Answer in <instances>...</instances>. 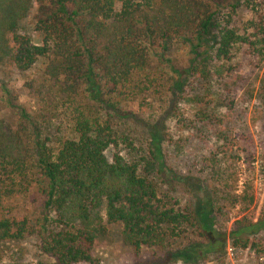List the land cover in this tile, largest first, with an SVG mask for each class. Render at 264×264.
<instances>
[{
    "label": "trees",
    "instance_id": "1",
    "mask_svg": "<svg viewBox=\"0 0 264 264\" xmlns=\"http://www.w3.org/2000/svg\"><path fill=\"white\" fill-rule=\"evenodd\" d=\"M5 7L2 52L22 84H0L8 115L0 120V262L4 245L13 253L31 235L52 264H93L103 219L136 252L156 249L153 264H197L228 241L264 254V214L243 216L226 235L215 228L210 198L186 208L160 188L180 178L165 162L169 127H185L191 142L209 137L214 124V150L199 170L233 207L252 201L238 186L240 159L220 115L183 112L181 95L193 79L220 85L239 53L264 58V0H9ZM30 12L38 43L19 30ZM174 142L179 156L183 146ZM30 193L39 198L33 220L8 205Z\"/></svg>",
    "mask_w": 264,
    "mask_h": 264
},
{
    "label": "rangeland",
    "instance_id": "2",
    "mask_svg": "<svg viewBox=\"0 0 264 264\" xmlns=\"http://www.w3.org/2000/svg\"><path fill=\"white\" fill-rule=\"evenodd\" d=\"M8 1L0 0V22L6 15L5 3ZM31 16L30 12L20 24L19 30L20 33L29 34L33 42L38 43L39 39L31 29ZM2 42L3 35L0 31V84L5 83L17 88L22 82L18 79L17 72L12 68L7 56L3 54L4 42ZM231 66L234 69L230 75L221 80L220 85L214 80L213 84L202 79L190 80L181 95V109L189 115L197 112V109L216 110L220 115L223 121L221 128L232 134L236 144V156L240 159L238 186L240 190H244L243 194L248 200L252 201L247 200L249 204L233 207L231 201H226L224 194L208 181L206 172L201 173L199 170L206 165L205 158L208 157V153L214 150L212 139L214 134L210 131V128L216 127L214 124L207 127L208 132L205 135L209 137L191 142H188L185 127H169L168 132L173 135V139L166 140L165 162L166 166L180 178H165L160 186L162 192H167L186 208L210 198L217 216L215 228L226 235L230 232L232 224L243 216L257 220L264 214V58L252 59L239 53L233 58ZM7 117L6 111L0 106V120H5ZM173 140H178L183 146L184 151L179 156L175 153ZM188 173L198 179L186 181L184 177ZM8 205L12 206L9 208L16 215L33 220L38 212L39 198L30 193L26 197L11 200ZM103 226V230L96 235L92 253L93 264H153L158 253L156 249L143 248L136 252L123 244L118 225H109L103 219ZM258 240L263 241L264 250V234ZM12 248L3 246L1 250L5 256H2L0 264H52L51 260L38 251L36 240L31 235L25 237L14 249V255H11ZM170 264L186 263L178 261ZM197 264H264V254L233 247L228 241L221 254L209 255Z\"/></svg>",
    "mask_w": 264,
    "mask_h": 264
}]
</instances>
